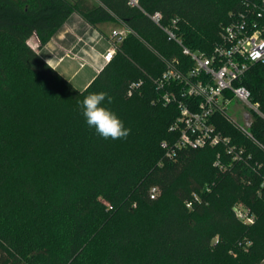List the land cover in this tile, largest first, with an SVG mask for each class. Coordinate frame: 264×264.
<instances>
[{
    "label": "trees",
    "instance_id": "trees-1",
    "mask_svg": "<svg viewBox=\"0 0 264 264\" xmlns=\"http://www.w3.org/2000/svg\"><path fill=\"white\" fill-rule=\"evenodd\" d=\"M97 1L0 0V216L24 206L40 213L35 228L20 233L0 223V264H224L242 250L244 264H264L258 173L245 162L227 170L215 166L222 146L183 149L173 158L162 147L176 137L169 127L177 109L153 102V79L166 67L155 52L170 56L176 44L143 11H160L164 23L178 18L184 43L209 54L234 14L260 0H139L140 7L129 0ZM74 13L92 26L121 20L132 30L84 90L28 43L35 34L42 49ZM129 39L146 61L126 46ZM19 70L24 82L17 90ZM241 83L264 113V63L252 65ZM99 92L112 97L104 106L131 129L126 139H103L86 124L81 103ZM137 111L150 126L155 123L148 117L160 116L162 129L139 124ZM218 125L252 154L253 163L264 165L262 118L251 128L254 139L224 115ZM44 186H62L60 200ZM244 195L253 224L234 211Z\"/></svg>",
    "mask_w": 264,
    "mask_h": 264
},
{
    "label": "built area",
    "instance_id": "built-area-1",
    "mask_svg": "<svg viewBox=\"0 0 264 264\" xmlns=\"http://www.w3.org/2000/svg\"><path fill=\"white\" fill-rule=\"evenodd\" d=\"M129 4L140 7L138 0H129ZM143 11L176 44V54L167 60L165 69L153 79L157 90L153 102L177 109L169 127L176 137L162 142L166 155L173 158L183 149L222 146L223 151L218 152L215 166L227 170L234 162H245L258 173L260 189L264 191V165L258 161L253 163L252 154L234 143L218 125V117L226 116L227 106L233 98L248 108L242 115L245 126L238 127L249 137L254 139L251 128L255 118L264 120L259 103L252 101L249 89L241 83L252 65L264 63V0L246 2L244 10L235 13L232 20L224 25L221 40L209 54L193 50L184 43L178 34V18L164 23L160 11ZM129 32L132 30L128 26L113 30L111 45L103 54L104 65L112 61L117 46ZM142 83V80L131 83L129 94L138 90ZM225 156L230 158L228 164L223 160ZM157 194L158 188L153 187L151 197L155 198ZM192 204V201L187 202L188 207ZM234 211L244 223H254L255 215L248 207L239 204Z\"/></svg>",
    "mask_w": 264,
    "mask_h": 264
},
{
    "label": "rangeland",
    "instance_id": "rangeland-1",
    "mask_svg": "<svg viewBox=\"0 0 264 264\" xmlns=\"http://www.w3.org/2000/svg\"><path fill=\"white\" fill-rule=\"evenodd\" d=\"M88 1L92 3L98 2L97 0H88ZM125 26L126 24L124 23V21L121 20H112L109 22L100 23L97 26H92L88 22H86L83 19V17L80 16L78 13H74L70 17V19L65 23V25L62 26L52 38V42L50 43L51 52L54 51L56 53L57 51H61L64 57L68 58L67 64H70L69 68H67L66 63H64V65L66 64V68L70 71V74L77 71V74H79V78L84 79L86 75L89 74V67L83 66L86 64L85 58L88 59V57H90L91 59H93L94 62L98 61L99 65L103 67L104 66L103 54L105 53L106 49L111 45V40H112L111 34L113 30L123 29L125 28ZM128 34H130V32ZM135 35L139 36L138 34ZM28 43L33 48L39 50V52L43 56L50 54V52H48L47 49H44V47L42 49H39L38 37L35 34L29 38ZM118 46H117V53L119 51ZM126 46H130V48L134 49L135 52H139L137 53V55L140 61L147 60V56L142 51V49H140V47L136 45L135 40L129 39L126 43ZM85 48L88 49L89 53L92 52L93 58L91 57V54L85 51ZM176 52L177 51H175L174 49V51L170 56L164 53L160 54V52L157 53L155 52V54H157V56L161 58V62L165 64L168 59H170L173 55L176 54ZM69 59H72L74 61L76 60L78 63H73ZM67 69L64 70L65 71L64 73H66ZM60 70H63V68H60ZM67 74L68 73H66L65 75ZM21 78H22V72L19 70L17 74L18 82L15 86L16 87L15 89L17 90H20L23 85L24 77L23 79ZM94 78L91 80V82L94 80ZM73 84H75L76 87H80V88H82L84 85L82 82H75ZM246 110H248V108L243 107V105L238 99L233 98L228 104L226 110L225 117L228 119V124L232 126L234 125V127L241 130L239 127L245 126L242 115L243 112ZM136 117H140L139 124L144 125L149 129L152 130L157 129L158 131H160V129H162L163 127L162 125H160L161 123H163V119L160 116H156V117L152 116L151 118L148 117L150 121H153L155 123L154 125L151 126L150 123L143 121L141 112L137 111ZM235 124H237V126ZM204 171L206 172V175L209 173L208 168ZM58 173H60V171L57 169L56 174ZM44 187L46 188V190H49V192L52 194L51 196L52 199L54 198V200L56 201L60 200L62 186H44ZM240 189L244 191L246 190L245 187H241ZM239 204L248 207L251 210V203L249 201L248 195H244L241 201L235 203L234 207ZM136 205L137 204H133L134 207H136ZM253 205L257 209L262 210V204L255 203ZM13 210L14 211L9 215L0 216V223L2 226H4L5 228H10L11 230H14L17 233H20L24 230L27 231V229L30 226L35 228L34 226L35 222L33 221L35 218L38 217V215H40V213H36L34 209L27 206L18 207ZM247 258L248 256H246V254L243 253V250L242 253L239 251H235L233 256L231 255L230 257H227L225 259L224 264H244V261Z\"/></svg>",
    "mask_w": 264,
    "mask_h": 264
},
{
    "label": "clouds",
    "instance_id": "clouds-1",
    "mask_svg": "<svg viewBox=\"0 0 264 264\" xmlns=\"http://www.w3.org/2000/svg\"><path fill=\"white\" fill-rule=\"evenodd\" d=\"M105 101L112 103V97L105 92L90 93L84 97L81 109L86 124L103 139H126L131 129L126 128L122 120L104 106Z\"/></svg>",
    "mask_w": 264,
    "mask_h": 264
},
{
    "label": "crops",
    "instance_id": "crops-1",
    "mask_svg": "<svg viewBox=\"0 0 264 264\" xmlns=\"http://www.w3.org/2000/svg\"><path fill=\"white\" fill-rule=\"evenodd\" d=\"M51 42H52V40L44 47V49H47V51L50 52L49 55L44 56L45 59L47 60V62L49 64H51L54 68H56L62 75H64L65 77L68 75L66 78H68L72 83L82 82L84 84L82 88H80V87H77V88L84 89L85 87H87L90 84L91 80L102 69V66L99 65L98 61L94 62L93 59L88 57V59L85 58L86 64L83 66L89 67V74H87L84 79L79 78V74H77V71L70 74V71L67 69L70 66V64H67L68 58L64 57V55H63V53H61V51H57L56 53L54 51L51 52V48H50ZM85 51L87 53H89L88 49H86V48H85ZM89 54H91V57L93 58L92 52ZM69 60L72 61L73 63H78L76 60L75 61L72 59H69ZM64 63L67 64V68H66V64L64 65ZM60 68H63V70H60ZM66 69H67L66 73H68L67 75H65L66 73H64L65 72L64 70H66ZM98 69H100V70H98Z\"/></svg>",
    "mask_w": 264,
    "mask_h": 264
}]
</instances>
